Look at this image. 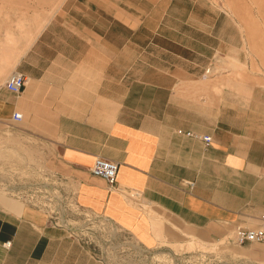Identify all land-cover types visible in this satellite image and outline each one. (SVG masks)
Listing matches in <instances>:
<instances>
[{"label": "crops", "instance_id": "0c3cea01", "mask_svg": "<svg viewBox=\"0 0 264 264\" xmlns=\"http://www.w3.org/2000/svg\"><path fill=\"white\" fill-rule=\"evenodd\" d=\"M246 7L63 0L27 45L6 31L0 134L20 137L9 156L27 169L0 179V264H108L20 195L41 170L139 250L262 225L264 24ZM14 72L20 93L7 86ZM98 156L119 163L116 186L92 173ZM243 246L264 262V242Z\"/></svg>", "mask_w": 264, "mask_h": 264}, {"label": "rangeland", "instance_id": "374dc122", "mask_svg": "<svg viewBox=\"0 0 264 264\" xmlns=\"http://www.w3.org/2000/svg\"><path fill=\"white\" fill-rule=\"evenodd\" d=\"M62 1L0 0V45L3 46L2 43L5 45L6 31L15 36V45H27L39 29V26L53 13ZM245 3L247 5L246 8L253 12L254 22L264 24V0H245ZM30 24L32 25V32L29 37H26L24 32ZM15 139L18 142H15ZM20 141V137L13 133L11 129L0 134V179L3 183L2 186L6 185V179L12 178V173L20 177L26 173L27 168L14 163L9 156L10 151L15 154V151L12 149L13 147H16V149L20 148L21 150L22 144ZM70 212L66 216L72 218L71 224L60 227L66 230H69L70 227V229L72 228L77 233H80V235L81 233L90 234V229L86 227H93L99 238L102 235L105 238H109L110 235L114 236L111 243L114 245L120 244V250L122 248L125 250L122 256L119 252H110L109 256L106 257L108 264H121L123 260L138 264H264L261 260H253L254 258L248 254L245 246L230 245L225 242L226 238L223 237L220 240L213 239L201 242L195 239L194 236H191L190 240L185 243L167 244L162 242L160 247L148 251H141V249L139 250L135 247L139 255L132 256L135 252L134 241L121 230L119 231L116 226L107 220L92 218L82 209ZM123 245L124 247H122Z\"/></svg>", "mask_w": 264, "mask_h": 264}, {"label": "built area", "instance_id": "2783aa9c", "mask_svg": "<svg viewBox=\"0 0 264 264\" xmlns=\"http://www.w3.org/2000/svg\"><path fill=\"white\" fill-rule=\"evenodd\" d=\"M24 84L25 76L20 72H14L7 82L8 88L16 93H20L22 91ZM15 118L20 119L21 114L16 113ZM179 132H184L187 135L195 136L206 142H210L211 140V135L209 134L183 130H179ZM118 168L119 163L116 160L98 156L91 167V171L93 174L105 178L109 185L114 187L117 184ZM28 186L29 188H27L25 192H21L20 195L25 196L33 204L44 210L48 214L50 222L56 226L64 227L70 225L72 218L66 215L71 213L70 211L73 212L74 210L82 209L78 202L75 200L73 193L65 188L64 181L61 178L55 176V174H51L41 170L32 178V180L28 183ZM87 213L92 218H101L102 220H106L101 216H97L90 212ZM261 222L262 225L259 227H249L241 223L237 224L232 232L224 237L226 238L225 242L230 245H245L247 243L253 242H264V212L261 215ZM86 228L90 229V234L81 233L80 235V233H77L72 228L70 229V227L68 231L71 233V235L76 236L84 243L90 245L93 253L99 259L104 260L105 262H107L106 257L109 256L110 252H119L121 256L124 254L125 250L123 248L120 250V244L114 245L111 243L114 236L110 235L109 238H105L102 235V237L99 238L97 236V233H95V229L93 227L87 226ZM9 244L10 242H6V245ZM122 247H124V245ZM134 251L135 252L132 254V256L139 255L135 249V246ZM141 251L148 250L142 248ZM161 263L163 262L161 261ZM121 264L138 263L126 262L125 260H123Z\"/></svg>", "mask_w": 264, "mask_h": 264}, {"label": "bare ground", "instance_id": "6f19581e", "mask_svg": "<svg viewBox=\"0 0 264 264\" xmlns=\"http://www.w3.org/2000/svg\"><path fill=\"white\" fill-rule=\"evenodd\" d=\"M27 2V1H26ZM29 30V29H28ZM14 65V64H13ZM12 154H14V152L10 151Z\"/></svg>", "mask_w": 264, "mask_h": 264}]
</instances>
